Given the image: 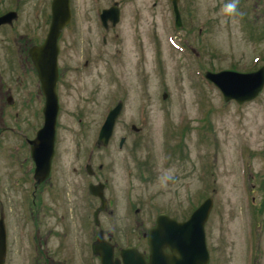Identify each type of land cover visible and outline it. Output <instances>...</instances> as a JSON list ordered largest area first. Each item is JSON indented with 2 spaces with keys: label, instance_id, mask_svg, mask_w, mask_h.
I'll return each mask as SVG.
<instances>
[{
  "label": "rangeland",
  "instance_id": "rangeland-1",
  "mask_svg": "<svg viewBox=\"0 0 264 264\" xmlns=\"http://www.w3.org/2000/svg\"><path fill=\"white\" fill-rule=\"evenodd\" d=\"M43 2L22 0L15 20V32L25 33L31 46L48 30ZM115 4L120 20L106 31L99 13ZM179 8L183 24L176 28L169 0H71L73 21L60 36L62 108L54 167L38 199L47 219L56 205L72 220L92 221L99 201L87 185L101 184L117 210L111 220L135 221L146 232L160 212L187 218L212 197L205 224L210 264H243L249 226L252 263L264 264V88L238 105L225 102L203 78L204 70L251 72L264 65V0H179ZM72 39L78 45L70 50ZM118 100L123 107L112 136L97 147L106 113ZM22 139L0 134L6 168L0 191L8 192H0L3 264H25L16 251L27 205L28 183L16 165L25 150L14 154ZM7 174L15 177L13 188ZM138 246L148 248L145 239Z\"/></svg>",
  "mask_w": 264,
  "mask_h": 264
},
{
  "label": "flooded vegetation",
  "instance_id": "flooded-vegetation-1",
  "mask_svg": "<svg viewBox=\"0 0 264 264\" xmlns=\"http://www.w3.org/2000/svg\"><path fill=\"white\" fill-rule=\"evenodd\" d=\"M45 2L43 5H46L48 14L42 12L41 15L44 16L43 23L46 31L51 8L50 0H45ZM21 5H23L22 0H0V17L10 12H16L18 15ZM15 26L14 20L11 23L0 25L2 34L0 36V134L4 132L19 134L23 139L20 146L14 148V154H17L19 148L25 150L24 158L16 163L18 168L24 169L23 174L28 183L26 188L27 205L25 204V216L21 228L22 242L20 240L21 243L19 242L16 251H22L25 264H101L99 252L106 255L112 252L111 256L115 263L120 258L121 250L129 247L132 251L144 255V258L148 260V230L146 232L138 231L135 221L131 223L132 226H127V221L120 220L119 216L116 220H111L117 216L116 208L109 204L111 200H108L105 210L98 213L97 221L95 219L97 208L91 211L92 221L83 216L77 221L65 216L56 205L48 209V218L50 219L46 218V213L43 211L44 205L38 198L43 186L49 182L54 161L52 160L48 179L38 182L35 178V164L29 145V140L35 137L37 130L43 124L46 105L42 83L29 55L30 49L41 44L44 38L31 46L25 33L15 32ZM76 32L77 30H74V33ZM103 41L106 42V38ZM69 45V49L73 50L78 45V40L72 39L69 41ZM60 54H62V46L59 38L55 85L59 112L62 108L61 80L63 74ZM86 63H88L87 60ZM86 63H84L85 66ZM68 69L72 70V66H68ZM28 116H31L30 122H27L26 117ZM32 130H35L33 136L25 134L31 133ZM14 157L15 160L18 159L17 156ZM7 160L11 164L9 157ZM4 168L0 164V171ZM5 178L6 181L8 180L10 188H13L15 181L13 178L15 177L7 174ZM57 189L59 188L56 184L55 190ZM1 194L6 196L8 192H1ZM154 225L155 223L148 229L150 230ZM134 234L138 237H135ZM17 239L20 238L17 237ZM143 239L147 242V250L138 246ZM99 240L102 241L100 245H98ZM165 251L169 252L170 250L166 248Z\"/></svg>",
  "mask_w": 264,
  "mask_h": 264
},
{
  "label": "water",
  "instance_id": "water-1",
  "mask_svg": "<svg viewBox=\"0 0 264 264\" xmlns=\"http://www.w3.org/2000/svg\"><path fill=\"white\" fill-rule=\"evenodd\" d=\"M176 14V26H181L180 14L177 7L178 0H171ZM102 21L111 20L115 25L118 22V10L113 7L102 11ZM15 15L6 16L10 21ZM70 0H52V22L48 36L41 46L31 50L32 60L42 80L47 97L44 125L32 142L33 158L37 165L38 181L48 177L51 159L53 157L54 137L57 117V101L55 92L56 82V55L57 39L61 30L70 22ZM4 20H0V23ZM206 77L213 81L223 92L226 100L235 99L240 104L253 99L264 86V66L258 71L249 74L233 72L210 73ZM122 110V103H118L109 113L98 135V145L106 146L112 136L117 117ZM90 173V167H88ZM90 192L103 200V186L89 185ZM212 208V198H207L196 208L188 220L177 222L167 215L161 214L157 218V225L150 230L149 244L151 247L149 262L140 257L123 253L124 264H208V251L206 248L204 224ZM3 217L0 218V264H3L6 255V234ZM169 247L171 254L164 252ZM141 261V263H140ZM102 264H107L102 259Z\"/></svg>",
  "mask_w": 264,
  "mask_h": 264
},
{
  "label": "clouds",
  "instance_id": "clouds-1",
  "mask_svg": "<svg viewBox=\"0 0 264 264\" xmlns=\"http://www.w3.org/2000/svg\"><path fill=\"white\" fill-rule=\"evenodd\" d=\"M232 7H234V5H232Z\"/></svg>",
  "mask_w": 264,
  "mask_h": 264
}]
</instances>
